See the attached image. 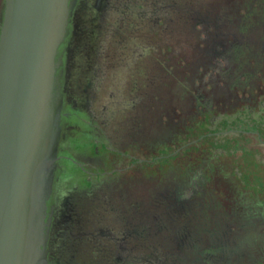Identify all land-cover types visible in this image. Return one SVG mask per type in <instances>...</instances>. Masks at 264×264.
Listing matches in <instances>:
<instances>
[{"label":"rangeland","instance_id":"1","mask_svg":"<svg viewBox=\"0 0 264 264\" xmlns=\"http://www.w3.org/2000/svg\"><path fill=\"white\" fill-rule=\"evenodd\" d=\"M98 1L85 0L84 16H80L75 23V27L77 26V31H79L76 33L80 34V39L85 42L83 45L82 42L79 44L80 51L85 54L80 58V64L83 65V70L84 68L87 69L88 66L91 70L89 75V69L82 72L79 82L89 83L86 82V79L90 80L93 77L101 80V82H109L113 75L118 73L117 71L121 72L120 79L123 83H131L132 79L136 80L135 78L141 82L140 80L146 77L145 70L153 71L150 66L155 63H157L156 67L158 66L159 69L162 68L168 73L174 72V66L177 65L182 70L181 77L175 81L163 80L162 88L170 94L175 84L184 85L187 91L183 92L182 95H187L189 99L190 97L191 99L196 97L201 99L208 93L209 88L208 86H205L204 89L201 88L202 85L199 84H202L201 81L190 86L191 83L187 81L188 73H186L189 66L185 63L183 56L186 57V61L199 63L207 70L214 69L215 67L209 64L212 60L221 58L217 55L213 59L212 52L215 51L219 41L223 39V37L220 38L221 32H223L221 31L223 10H225L224 14L228 15L231 12V7L233 8L236 4L238 8L243 6L242 0H170V3L167 0L164 8H167L168 14L160 16L159 10L156 13L157 8L149 7L150 4H154L155 0H146L145 6L141 3L143 0L133 1L131 4H135L134 6L138 11H140L141 6L144 10L146 9V12L152 10L154 13L152 19L156 22V27L159 30L162 28L159 33V30L154 31L155 29H152L154 32L151 30L153 25L145 27L139 21L133 20L134 15L124 18L122 21L121 13H123L124 7L122 6L125 4V0H106V4L100 5L99 3L97 10L95 5L98 4ZM94 8L97 10L96 14H94ZM257 9L259 13L260 11L264 13V8L261 6ZM240 10L233 12L236 20L234 19L232 24L235 23L236 25V21L241 20L238 15ZM240 13L243 14L242 11ZM128 22L132 23V26L129 29L123 28L125 23L128 25ZM228 28L229 26L227 27L228 32L222 33L226 35L227 40L232 37L231 30L229 31ZM246 31V29L239 30L237 26L234 35L245 34ZM124 37H127L125 42H123ZM210 37L212 38L211 43L206 46L205 39ZM191 38L193 44L186 45ZM147 42H149L148 45ZM242 44L249 46L251 50L252 47L249 42L244 41ZM136 46L140 50L133 54ZM182 46L186 47L191 57L187 53L176 54L173 57L176 50L182 51ZM156 54L158 56H155ZM134 55L136 58H140L138 64L133 63L128 68L123 69V65L127 64V60ZM142 55H145L143 60ZM194 55L196 57L192 59ZM168 56L172 58L169 59ZM259 56L258 52H255V55L252 52L247 53L238 62L240 68L250 70L253 67L252 63H254L252 61L255 60V66H257L256 62L259 63L261 60L260 71L264 75L263 58ZM227 57L229 58L228 53ZM231 61L233 59L229 58L227 63L233 64ZM133 65H142L144 70L140 72ZM201 72L202 69H199V73ZM154 75H159V72H154ZM213 77L215 76H210L209 79L213 80ZM229 77L230 75L226 74L223 78L226 80ZM148 83L150 82L141 83L139 90L145 89ZM258 84L259 89L263 90L264 85L261 82ZM238 85L244 88L248 82H239ZM231 89L232 87L228 85L223 90H226L224 93L226 92L225 94L229 96ZM125 90L127 92V89L124 88L123 91L125 92ZM130 90L133 92L134 89L131 88ZM216 91L221 90L216 89ZM247 91L248 89L242 90L236 96L240 99L250 97V95L254 96V92L245 93ZM83 95L84 92H82L81 97ZM135 95H130L127 99V96L124 95L125 99L122 97V102L118 97L115 98V119H112V123L117 126V133L124 132L127 127L129 130L141 127L139 124L127 122L131 110L126 100L134 99ZM211 96L207 95L208 98L205 100L209 101L210 104L212 102L210 101ZM157 100L158 98L155 97L154 101ZM112 101V98L104 97L106 105ZM226 101V107H223L224 104L222 105V103L211 104V111L224 108L229 112L230 109L227 108L229 99ZM186 106L190 108L188 111L193 110L190 107L191 104L186 102ZM150 110L154 111V108L150 107ZM262 111L260 116L264 115ZM170 112L174 117L173 123L177 124V120L179 122L176 129L183 130L192 127L193 118L190 123H186L190 116H182L177 104L174 109H170ZM209 114L210 117L213 116L212 113ZM166 120L165 117H162L164 126L169 122V119L167 122ZM219 124L221 123L216 121L213 125L208 126L211 134L224 133V135L218 136L219 140L213 141V135H209L213 139L206 137V144L196 145L197 154H190L188 159L183 160L181 164L177 161L173 162L172 170L163 167L164 164L162 165V163L154 167L142 165L146 159L143 158V155L139 156L136 153L137 147L135 148L134 145L131 147L132 152L128 147H120L122 152L132 154V157L135 156L139 161L136 166L130 161L122 162V168L128 167L126 172L124 170L126 177L123 176L120 169L113 170L114 163L111 164L106 161L100 164L94 163V166L90 167L84 163L80 164L77 154L73 153L72 157L68 156V166H60L62 170L56 185L58 205L62 211L69 206L70 209L66 214L65 221L64 218L62 220L70 224V231L80 239L82 246L98 244L100 251L95 256L93 264H128L131 262V264H149L148 262L156 259L147 260L145 256L141 258L139 255L142 253L134 251L133 248L134 245H138V241H142L144 235L149 236L148 243L155 245L158 249L156 256L160 261L158 260L154 264H264V140L261 143L254 133L248 134L245 139L235 137L237 134L234 132L228 133L234 128L243 129L239 126L240 124L229 125L228 127H221ZM170 130L175 135L170 133L171 136L168 135L169 139L166 138L164 144L172 146L171 144L177 140L178 134L173 131L172 127ZM251 132L254 130L252 129ZM202 135L205 137L206 132ZM223 137L230 145H226L224 151H219L222 149ZM234 138H236L235 141ZM214 143L217 146H214ZM177 146L178 144L173 145V148ZM148 153L149 148H146L144 155ZM110 158L112 162L118 159L113 155ZM212 158L220 163L213 164ZM169 170L170 172H168ZM166 172L170 175L164 177ZM131 176L134 177L131 178ZM201 178L205 181L202 182ZM135 180L136 182H134ZM89 186L92 187V190L86 195V202L81 204L79 209L72 207L70 205L72 195L84 194L88 191ZM129 189L131 191H128ZM170 189H173L174 192L171 193ZM182 200L184 205L179 203ZM157 201L165 206L161 207L156 204ZM128 211H132V215L127 214ZM107 212L111 214L106 215ZM136 213L138 216L133 218ZM114 215L113 222L115 225L112 226L110 220ZM159 218L164 221L160 222ZM121 223L122 226H120ZM164 225L166 227L162 230ZM119 227L127 228L125 236L128 235L131 240L124 237L122 229ZM160 229L159 236L162 237L163 235L164 238L152 236V233L155 234ZM170 229L172 232L176 231L181 239H175L174 242L171 241L173 237L167 239L166 231L169 234ZM112 231L116 233L117 237L115 238L123 240L122 245L114 243L116 242L115 239L112 240L114 245H111L112 242L108 235ZM124 249L126 252L123 257L122 251ZM148 254L150 251H145L144 255L147 256ZM134 257L137 259L133 261Z\"/></svg>","mask_w":264,"mask_h":264},{"label":"water","instance_id":"2","mask_svg":"<svg viewBox=\"0 0 264 264\" xmlns=\"http://www.w3.org/2000/svg\"><path fill=\"white\" fill-rule=\"evenodd\" d=\"M78 3L0 0V264H49L63 84ZM255 118L242 109L215 120L221 127L240 124L228 133L243 139L254 133L262 143L264 117ZM211 135L217 141L224 133ZM225 139L219 151L229 146Z\"/></svg>","mask_w":264,"mask_h":264},{"label":"flooded vegetation","instance_id":"3","mask_svg":"<svg viewBox=\"0 0 264 264\" xmlns=\"http://www.w3.org/2000/svg\"><path fill=\"white\" fill-rule=\"evenodd\" d=\"M133 1L135 0H125V4L124 5L122 4L123 5L122 7H124L123 13H121L122 21L124 20V18H129L132 15H134L135 17H133L134 18L133 20L139 21V23H141L145 27H151V25H153L151 30L152 29H155L154 31L159 30L155 25L156 22L152 19V16L154 14L152 10H148L146 12V9L144 10L143 7L141 6L140 7L141 9H139L140 11H138V9H136L134 6L135 4L133 5L131 4ZM165 1L167 2V0H159V1L155 0V2L153 1L154 4H150L149 7L157 8L156 9L157 12L156 11L155 12L158 13L159 10L160 16L167 15L168 14L167 8H164ZM145 2L146 0H143L141 2L143 6H145L144 4ZM99 3L100 5L106 4L107 1L99 0L98 4L95 5L97 10L99 7ZM168 3H170V0H168ZM84 5H85V0H79L77 9L75 10L74 13L75 15L73 17V35L70 44V55H69V59H67V65L65 70V79L63 84L64 107L62 112L64 117V131H63L64 140L60 146V153H59L60 155L58 162L59 173L62 170L60 166H65V167L68 166V159H69L68 156L70 155L72 157L73 153L78 155L80 164L84 163L85 165L90 167L94 166V163L100 164V163H105L106 161L110 162L111 164L113 163L115 164V161H118V163H120L121 161L123 163L124 162L126 163V161H130L131 163L132 161L136 160V157L135 156L132 157V154L128 152H122L120 147H128L131 150L132 145H134L135 148L137 147L136 150L138 152L136 153L139 154V156L141 155V153H144L146 151V148H149L150 151L151 150L150 146L153 141L155 143H159L160 145L164 143L165 138H168V135L172 133L170 130L171 127L173 131H176V134L178 133L179 129L178 128L176 129V125L179 122L177 120V124L173 123L174 117L172 116L171 112L169 113L170 109H174L175 105L177 104V106L179 107V111L182 112L181 113L182 116H187L184 114L187 110H190V108H187L186 106V102L189 100L188 96L182 95L183 92L187 91L185 90L186 87L183 88L184 85L175 84L172 87L173 89L170 94L167 93L162 88L163 80L175 81L181 77L182 70L179 69L177 65L174 66V72L168 73L167 71L162 70V68L159 69L158 66L156 67L157 63H155L153 64V66H150V68L153 71L149 72L148 70H145L146 77L142 78L140 80L141 82H138L137 81L138 78H135L136 80L132 79L131 83L128 82L123 83L120 79L121 78L120 71H117L118 73L114 74L112 80L109 82H101V80L95 79L94 77L90 80L86 79V82L89 83L85 84L84 81H83L84 83H82V81L79 82L82 72H85L89 69L88 66L87 69L84 68L83 70V65L80 64V58H82L85 54L80 51L79 44L80 42H82L83 45L85 42H83V40L80 39L79 37L80 34H78L79 31H77L78 30L77 26L75 27L76 20L79 19L80 16L82 17L83 15V12L85 10ZM236 7H238L237 4L236 6H233L234 9L231 7L230 13L235 12ZM97 10H95L94 8V14L97 13ZM224 13L225 10H223V14ZM227 17L228 15H224L223 19ZM131 26L132 23L128 22V25H126L125 23L123 28L127 27L129 29V27ZM161 29L159 30V33ZM76 31L78 33H76ZM152 31L151 34H153L154 32ZM125 41H127V37L123 38V42ZM192 42L193 40L191 38L187 41L186 45H191L193 44ZM148 44L149 42H147V45ZM182 47L183 49L182 51H180L181 53L176 50L175 53H173V57L176 56V54L179 55L182 53H187V55L191 57V55L188 54L189 52H187L186 47L185 46ZM138 50L140 49L136 46L133 50V54L134 52L136 54ZM155 56L158 55L156 54ZM183 57L185 58L184 59L185 63L188 64L190 60L186 61V57L185 56ZM167 58L171 59L172 57L168 56ZM139 59L140 58H136V55L132 56L129 60H127L128 63L123 65V69L128 68L130 64L137 63ZM143 59H145V55L142 57V60ZM134 68L138 69L140 72L144 70V66L142 65L134 66ZM88 71H89L88 73L89 75L91 70L89 69ZM154 72H159V75H154ZM186 73H188L189 76L188 70L186 71ZM144 82H150V83L146 85L145 89L139 90V86L141 85V83ZM223 84L225 87H227V85L224 82ZM124 88L127 89V92L126 90L125 92L123 91ZM131 88L134 89L133 92H131L130 90ZM136 89L137 92L135 93ZM82 92H84V95L81 97ZM135 94H137L138 96H136ZM124 95L125 97L127 96L126 99L130 95H135L134 97L136 98L133 99L131 97L132 98L131 100H126L129 103L131 110L129 112V118L127 122L130 123L133 122L135 124H139L141 125V127L140 128L137 127L135 130L134 129L129 130L127 127V129H124V132L117 133L116 132L117 126L114 123H112V119L113 118L115 119L114 116L115 115L114 108L116 103L115 98L118 97V99L120 100L122 97L124 98ZM207 95L209 94L207 93L206 95L202 96L201 99L196 97V99L202 100L204 97L205 99H203V102L205 108L207 105L210 106L211 108L209 101L208 102L205 101L208 98ZM105 96H107V98L110 99L112 98L113 101L106 105L104 103ZM181 96L182 98H180ZM209 96H211V94ZM155 97L158 98L157 101H154ZM254 101H255V97L253 98V102ZM120 102H122V99L120 100ZM258 102L260 103L261 101ZM223 104L224 103H222V105ZM150 107H153L154 111H151ZM236 111L237 110H235L233 113H235ZM233 113L231 112L230 115ZM162 117H165V119L167 120L169 119L168 120L169 122H167L166 120L167 122L166 126H164L165 123H163ZM210 121L211 120H209V123ZM119 127L121 128L120 125ZM231 131H240V130L234 129ZM209 135H211V133H209ZM111 155L116 156L118 159L112 162L110 158ZM124 170L126 172V170H128V167H124L122 168V170H120L123 176L126 177V173H124ZM136 176H138V174H136ZM133 177L134 176H131V178ZM58 180L56 182V185L58 183ZM200 180L202 182L205 181L204 179H200ZM134 182H136V180ZM56 185H55L56 193H55V211H54L55 220L53 221V224L55 223V225L52 227L51 236L49 240V264H93V262L95 261V256L99 254L100 251L99 246L98 244H93L91 246H87V245L82 246L80 239L78 237H75V235H73V233L70 231V227H71L70 224L64 222L66 214L68 213L70 208L69 206H67V208L64 211L60 210V205H58V199H57ZM87 190L88 191H86L84 194L83 193H77L76 195L73 194L72 197L70 198L72 199L70 200V205L72 207H76L79 209L81 207V204H84V202H86V198H87L86 195L89 194V191L92 190V187L89 186ZM128 191H131V189H129ZM173 192L174 190L172 189L171 193ZM95 196L97 195L95 194ZM159 201H157L156 204L160 205L161 207L165 206L163 203L160 204ZM179 203H181V205H184L183 200L182 202L180 201ZM156 209L158 210V207H156ZM131 212L132 211H128L127 214L132 215ZM109 213L107 212L106 215H109ZM136 216H138L137 213L133 216V218H135ZM114 217L115 215L110 220L112 221L110 222L112 226L115 225V223L113 222ZM151 217L153 218V216ZM62 218H64L63 219L64 221L62 220ZM159 221L163 222L164 220L159 218ZM122 225L123 224L121 223L120 226ZM164 227H166V225L162 226V230H164ZM119 229H122L121 230L122 234L126 239L129 238L128 235L127 237L125 236L127 228L125 229L124 227L123 228L119 227ZM160 231L161 229L157 230L155 234L152 233V236L156 238L158 237L160 239L164 238L163 235L162 237L159 236ZM171 232H172L171 229L169 231V234L166 231V234L168 235L167 239L169 237H173V240H171L173 242L175 241V239L176 240L181 239L180 237H178L176 231H173L172 234ZM108 237H110L109 240H111L112 242L111 245H114V243H120L121 245L123 244L122 239L115 238L117 236L116 233L113 231L111 233L109 232ZM114 239L116 242L113 243ZM129 240H131V238H129ZM148 240H149V236L144 235L142 237V241L141 242L138 241V245H134L133 248L134 251L139 252L140 254L142 253L141 255H139V257L141 258L142 256H145V258L147 257V260H149L150 258L156 259L153 261L151 260V262H148L149 264H154L156 261L159 260L156 256L158 254L156 253L158 252V249L155 245L148 243ZM156 245L158 246L159 244L157 243ZM147 250L150 251V254L146 256L144 255V253ZM122 252L124 257L126 250L124 249ZM134 258L137 259L136 257Z\"/></svg>","mask_w":264,"mask_h":264},{"label":"trees","instance_id":"4","mask_svg":"<svg viewBox=\"0 0 264 264\" xmlns=\"http://www.w3.org/2000/svg\"><path fill=\"white\" fill-rule=\"evenodd\" d=\"M241 3H243L242 8L236 7V9H235V11L242 9L238 12V15L241 18V20L236 21V25H235V23L232 24V21H234V19H235V17H234L235 14L230 13V14H228V17L225 19H223V16L227 15V14H223V16H222V19H221L222 29H221V31H223V32L227 31L228 32L227 27L229 26L228 29H229V31L231 30L230 32L232 34V37H231V39L227 40L226 35H223L222 34L223 32H221L220 38L223 37V39L219 41L218 45H216L217 47L215 48V51L212 52V55H213V59L216 58L217 55L223 59L216 58V60H214V61L212 60L213 62L211 61L210 64L208 63L209 65L214 66L215 68L207 70L206 67H203L199 63H192V61H190V63L188 62L189 76L187 78V81L191 83L190 86H193L195 83L201 81L202 84L201 83H199V84L202 85L201 87L203 89L205 86H208L209 91H207V92L209 95L210 94L212 95L214 93V91L217 92L216 94L214 93L210 97V100L212 101L211 104H217V103L222 102V103H224L223 107H226V105H225L227 103L226 100L229 99L230 102L228 101V108L230 109V111L227 112V110L223 108L221 110H216V111L212 112L210 106L207 105L205 108L204 102H203V99H205V98H203L202 100H199L196 98H194V99L190 98L187 101V103H189V105L191 104L190 107H192L193 110H191V111L187 110L185 112V115L191 116L187 119L186 123H190L192 118H193V122L195 121L192 124V127L191 128H184L183 130L179 129L178 133H177L178 138L175 142H173L171 144L172 146H169L168 144H164V143L160 145L159 143H155L153 141L151 143V146H150L151 150L149 151V153L146 155H144V153H141V156L143 155L144 156L143 158L146 159L145 161L142 162V165H151L152 167H154L155 165L162 163V165L164 164L163 167L168 168V169H171V168L173 169V166H172L173 162L177 161V162H180V164H181L183 162V160L185 161V159H188V156L190 154H193V153L197 154L198 153L196 145L206 144L205 143L206 139H207L206 137H208L209 133H210L208 126H211L209 123V120H212V119L217 120L218 118H223V119L227 118V117H229L231 112L233 113L235 110H238V109H241V110L243 109L244 111L248 112V114L253 119H256L255 115L257 114V112L261 113L262 110H263L262 112H264V86L262 87L263 90H260L259 84H258V82H261L264 85V75L260 71V68L262 65L261 60L259 61V63L256 62L257 66H255V60L252 61L254 63H252L253 67H251L250 70L249 69L244 70L243 68H240L239 63H238L239 60L243 59L244 55H246L249 52H252L254 55H255V52H258L260 55L259 57L263 58L262 61L264 62V42H263V40H264V13L263 12L261 13V11L259 13V11L257 9V7H260V6L262 8H264V0H242ZM255 9H257V10L255 11ZM241 11L243 12V14L240 13ZM237 26H238L239 30L240 29L241 30L246 29L247 31L245 32V34L239 33L238 35L237 34L234 35V33H235L234 31H235ZM261 39H263V40H261ZM211 40H212L211 37L205 39L204 43L206 44V46L211 43ZM244 41L249 42L250 46L252 47L251 50H250L249 46H244L242 44V42H244ZM227 53H228L229 58L233 59V61H231L233 64L226 62L229 59L227 57ZM194 57H196V55H194L192 57V59H194ZM241 66H242V64H241ZM199 69H202L203 73L202 72L199 73ZM225 70H227V71H225ZM206 71H207V73L205 74ZM226 74H229L230 77L225 80L223 77ZM210 76H215V77H213L214 78L213 80H210L209 79ZM223 82L227 86L229 85L232 87V89L230 90L229 96L227 94H225L226 92L224 93V91H226V90H222L225 87ZM239 82H241V83L242 82H248V85L245 86L244 88H241L240 87L241 85H238ZM221 84H223V85H221ZM185 87L186 86H184L183 88H185ZM216 89L221 90V91L218 92V91H216ZM247 89H248V91L245 93H249L250 91H252V92H254L253 97L250 95V97L247 96L246 98L240 99L238 96H236L242 90L246 91ZM254 97H255V101L253 102ZM225 98H227V99H225ZM257 99H258V101L261 100V102H260L261 106L259 107L260 111H258V109H257L258 108L257 107V105H258ZM192 102H194V104H192ZM187 113H189V114H187ZM209 113H212L214 117L213 116L210 117ZM192 116H194V117H192ZM260 117H264V115H262ZM223 122H228V120L225 119ZM204 132H206L205 137H203V135H202ZM195 134H196V136H195ZM197 134H198V136H197ZM210 139H213V138H210ZM214 140L215 139H213V141ZM235 140H236V138L234 139V141ZM164 141L166 142V140H164ZM196 142H198V143H196ZM177 144H178V146L176 148H173V145L176 146ZM228 145H230L229 142H228ZM158 146H160V147L158 148ZM158 149H160V150H158ZM225 149L226 148H224V150ZM212 160L213 161H211V162L213 164L220 163L216 159L212 158ZM132 162L134 163L133 165H135V166L139 163V161L137 159L135 161H132ZM132 162H131V164H132ZM116 163H117V165H116ZM121 164H122V161L120 163H118V161H115V167L113 168V170L114 169L116 170L117 168L122 170ZM168 172H170V170ZM168 175H170V173L166 172L164 174V177H167ZM134 260H136V259H133V261ZM131 263H128V264H131Z\"/></svg>","mask_w":264,"mask_h":264},{"label":"bare ground","instance_id":"5","mask_svg":"<svg viewBox=\"0 0 264 264\" xmlns=\"http://www.w3.org/2000/svg\"><path fill=\"white\" fill-rule=\"evenodd\" d=\"M63 126H64V124H63Z\"/></svg>","mask_w":264,"mask_h":264}]
</instances>
